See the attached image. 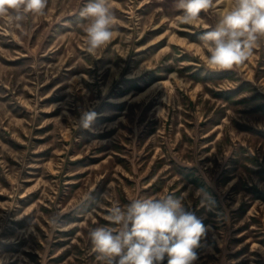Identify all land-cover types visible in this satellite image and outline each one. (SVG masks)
<instances>
[{
  "label": "rangeland",
  "instance_id": "374dc122",
  "mask_svg": "<svg viewBox=\"0 0 264 264\" xmlns=\"http://www.w3.org/2000/svg\"><path fill=\"white\" fill-rule=\"evenodd\" d=\"M232 2L180 25L174 0H110L117 31L95 53L87 0L0 17V264H99L88 234L112 200L184 192L209 227L194 264H264V42L214 71L200 41Z\"/></svg>",
  "mask_w": 264,
  "mask_h": 264
},
{
  "label": "clouds",
  "instance_id": "9594fccd",
  "mask_svg": "<svg viewBox=\"0 0 264 264\" xmlns=\"http://www.w3.org/2000/svg\"><path fill=\"white\" fill-rule=\"evenodd\" d=\"M219 0H174L180 12L176 21L192 25L201 13L216 12ZM49 0H0V17L19 26L28 16L47 15ZM88 53H95L113 40L116 16L110 0H87L79 11ZM204 65L214 71L243 65L264 42V0H233L226 10L217 12L210 30L200 36ZM126 58V57H125ZM99 59V58H98ZM94 111H83L78 127L89 128ZM189 193H167L150 198H132L121 204L112 200L105 219L88 234L99 264H194L196 249L209 230L185 204ZM199 208L211 210L212 198L197 190ZM107 195L105 199H107ZM104 207L103 204L99 205Z\"/></svg>",
  "mask_w": 264,
  "mask_h": 264
}]
</instances>
